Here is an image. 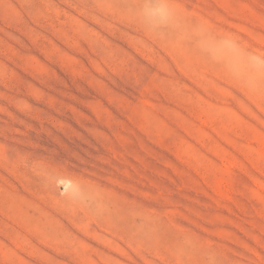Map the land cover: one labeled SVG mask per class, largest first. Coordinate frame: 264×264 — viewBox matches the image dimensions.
Instances as JSON below:
<instances>
[{
    "label": "rangeland",
    "instance_id": "1",
    "mask_svg": "<svg viewBox=\"0 0 264 264\" xmlns=\"http://www.w3.org/2000/svg\"><path fill=\"white\" fill-rule=\"evenodd\" d=\"M0 0V264H264V0Z\"/></svg>",
    "mask_w": 264,
    "mask_h": 264
},
{
    "label": "clouds",
    "instance_id": "2",
    "mask_svg": "<svg viewBox=\"0 0 264 264\" xmlns=\"http://www.w3.org/2000/svg\"><path fill=\"white\" fill-rule=\"evenodd\" d=\"M140 14L152 27L168 24L173 15L165 0H145ZM201 43L213 60L221 62L231 77L245 86L254 89L264 77V54L246 51L231 34L221 39L207 35Z\"/></svg>",
    "mask_w": 264,
    "mask_h": 264
}]
</instances>
